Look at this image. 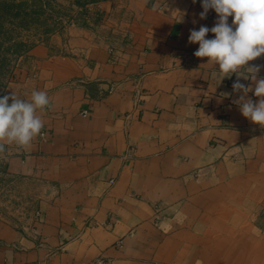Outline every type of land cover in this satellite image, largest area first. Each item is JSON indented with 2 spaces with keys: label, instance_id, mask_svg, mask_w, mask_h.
I'll return each instance as SVG.
<instances>
[{
  "label": "crops",
  "instance_id": "0c3cea01",
  "mask_svg": "<svg viewBox=\"0 0 264 264\" xmlns=\"http://www.w3.org/2000/svg\"><path fill=\"white\" fill-rule=\"evenodd\" d=\"M133 1L129 44L81 30L31 50L51 103L16 159L45 202L30 227L0 222V264H264V127L188 42L217 15Z\"/></svg>",
  "mask_w": 264,
  "mask_h": 264
},
{
  "label": "rangeland",
  "instance_id": "374dc122",
  "mask_svg": "<svg viewBox=\"0 0 264 264\" xmlns=\"http://www.w3.org/2000/svg\"><path fill=\"white\" fill-rule=\"evenodd\" d=\"M133 0H0V96L29 99L40 79L31 50L53 36L68 42L81 30L125 45L134 39ZM11 103V101H9ZM16 145L0 154V222L15 229L42 213L46 184L25 172Z\"/></svg>",
  "mask_w": 264,
  "mask_h": 264
},
{
  "label": "clouds",
  "instance_id": "9594fccd",
  "mask_svg": "<svg viewBox=\"0 0 264 264\" xmlns=\"http://www.w3.org/2000/svg\"><path fill=\"white\" fill-rule=\"evenodd\" d=\"M192 2L195 4L197 0ZM200 2L203 9L200 19H206L210 10L216 13L217 19L211 28L201 25L198 30H190L188 42L199 45L194 56L207 58L219 82L233 74L237 76L232 89L240 95L233 103L243 117L264 127V77L258 78L264 65H249L250 61L264 55V0ZM229 17H232L231 24ZM209 32L214 38H206ZM241 78L252 83L246 85ZM250 92L259 99L254 102L248 96ZM50 103L47 92L39 90H33L29 99H21L14 92L0 96V154L5 153L6 145L14 144L25 150L31 147L44 128V120L38 112L43 113Z\"/></svg>",
  "mask_w": 264,
  "mask_h": 264
},
{
  "label": "built area",
  "instance_id": "2783aa9c",
  "mask_svg": "<svg viewBox=\"0 0 264 264\" xmlns=\"http://www.w3.org/2000/svg\"><path fill=\"white\" fill-rule=\"evenodd\" d=\"M88 264H111V261L106 257H97L96 259L92 260Z\"/></svg>",
  "mask_w": 264,
  "mask_h": 264
}]
</instances>
